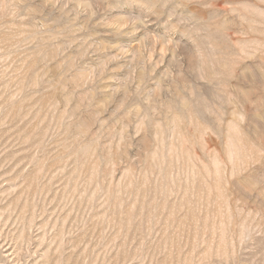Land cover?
Returning a JSON list of instances; mask_svg holds the SVG:
<instances>
[{"label":"rangeland","instance_id":"374dc122","mask_svg":"<svg viewBox=\"0 0 264 264\" xmlns=\"http://www.w3.org/2000/svg\"><path fill=\"white\" fill-rule=\"evenodd\" d=\"M0 264H264V0H0Z\"/></svg>","mask_w":264,"mask_h":264}]
</instances>
